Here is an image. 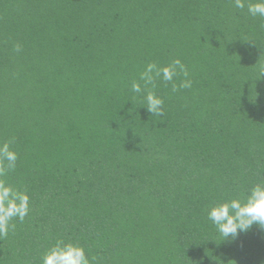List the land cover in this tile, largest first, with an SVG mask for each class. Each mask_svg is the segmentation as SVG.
I'll return each instance as SVG.
<instances>
[{
	"label": "trees",
	"instance_id": "obj_1",
	"mask_svg": "<svg viewBox=\"0 0 264 264\" xmlns=\"http://www.w3.org/2000/svg\"><path fill=\"white\" fill-rule=\"evenodd\" d=\"M175 59L190 89L143 88ZM262 65L264 18L233 0H0V141L31 196L0 264H40L57 238L95 264H264V228L221 241L203 214L264 179Z\"/></svg>",
	"mask_w": 264,
	"mask_h": 264
},
{
	"label": "clouds",
	"instance_id": "obj_2",
	"mask_svg": "<svg viewBox=\"0 0 264 264\" xmlns=\"http://www.w3.org/2000/svg\"><path fill=\"white\" fill-rule=\"evenodd\" d=\"M237 9H244L251 17L264 18V0H233ZM13 50L20 53L19 44ZM260 76L264 75V65L258 69ZM183 77L177 85L174 78ZM189 73L180 59L173 60L165 66H158L154 62L146 65L139 75L143 88L149 86L155 89L157 79L163 83L172 84V91L190 89L192 81ZM132 91L142 92V85L133 82ZM146 111L150 114L163 116L164 100L155 91L149 90L145 95ZM15 138L0 141V240L14 232L16 222L23 223L31 211L30 193L8 181V176L14 173L19 160L18 152L14 148ZM205 219L215 229L222 240L235 239L247 232L254 224L264 228V179L252 184L245 191L223 198L214 199L203 209ZM40 264H95V257L90 256L85 247L71 239L57 238L43 252Z\"/></svg>",
	"mask_w": 264,
	"mask_h": 264
}]
</instances>
